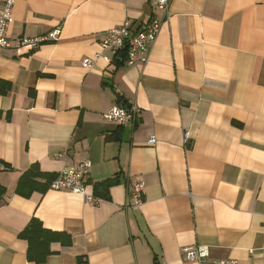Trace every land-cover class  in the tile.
Returning <instances> with one entry per match:
<instances>
[{
	"label": "crops",
	"instance_id": "obj_1",
	"mask_svg": "<svg viewBox=\"0 0 264 264\" xmlns=\"http://www.w3.org/2000/svg\"><path fill=\"white\" fill-rule=\"evenodd\" d=\"M161 16L155 0H15L11 39L61 33L0 51V264H36L19 238L33 218L70 238L45 264H191L192 246L208 264H264V0H173L146 65L83 67L111 29ZM116 105H136L137 122L105 121ZM84 161L87 196L17 193L34 165ZM108 180L109 199L88 201Z\"/></svg>",
	"mask_w": 264,
	"mask_h": 264
},
{
	"label": "built area",
	"instance_id": "obj_2",
	"mask_svg": "<svg viewBox=\"0 0 264 264\" xmlns=\"http://www.w3.org/2000/svg\"><path fill=\"white\" fill-rule=\"evenodd\" d=\"M173 0H155L156 9L162 14L161 18H154L139 29H133L128 22L119 25L108 31L101 42L102 52L93 57H87L83 60V67L91 69L99 59L108 63L113 62L125 55V64L127 65H146L149 62L152 45L159 37L164 23L170 17V8ZM15 0H1L0 5V51L11 49H26L35 51L46 43L59 41L60 28L55 29L51 35L42 37H19L11 39L8 34V27L12 22V9ZM140 109L136 105L128 107L113 106L106 114L105 121L114 123L120 127H129L137 122ZM187 142V138L185 140ZM156 143L154 137H151L149 144ZM91 163L84 161L78 166L57 173L56 179L51 183L50 189L54 191H69L74 194L87 196V180L89 176ZM145 184L143 182H134L131 186V196L129 207L139 209L145 202ZM88 201L98 202L96 197L88 196ZM184 260L191 264H208L209 252L207 248L192 246L182 249ZM217 264H238L234 260H223Z\"/></svg>",
	"mask_w": 264,
	"mask_h": 264
},
{
	"label": "trees",
	"instance_id": "obj_3",
	"mask_svg": "<svg viewBox=\"0 0 264 264\" xmlns=\"http://www.w3.org/2000/svg\"><path fill=\"white\" fill-rule=\"evenodd\" d=\"M122 59H116L113 62L115 70L125 64V55ZM9 167L6 165L5 170ZM3 169V170H4ZM1 170V169H0ZM57 174L42 173L37 165L32 166L28 171L22 174L17 193L25 198L30 197L34 192L45 193L50 189L51 183L56 179ZM115 180H108L97 185L95 188V197L97 199H109L108 192ZM6 195V189L0 185V202ZM19 238L28 243V259L36 264H45L48 257L53 254L51 245L60 242L63 246L70 244V238L62 233H56L44 228L42 222L33 218L28 227L20 233ZM80 264H85L80 261Z\"/></svg>",
	"mask_w": 264,
	"mask_h": 264
}]
</instances>
